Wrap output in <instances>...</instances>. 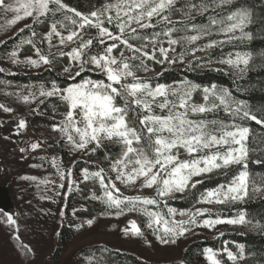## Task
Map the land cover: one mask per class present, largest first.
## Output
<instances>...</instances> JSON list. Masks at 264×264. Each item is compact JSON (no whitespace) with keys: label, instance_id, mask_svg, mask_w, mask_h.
Instances as JSON below:
<instances>
[{"label":"snow or ice","instance_id":"1","mask_svg":"<svg viewBox=\"0 0 264 264\" xmlns=\"http://www.w3.org/2000/svg\"><path fill=\"white\" fill-rule=\"evenodd\" d=\"M234 4L237 0H199V3L195 0H107L85 14L64 0H15V4L0 0V8L14 13L8 24L32 18L36 25L51 19L49 31L41 42L46 41L50 50L57 46L69 48L58 53H42L35 42L37 33L34 29L30 38L17 45V49L27 44L35 50L38 59L27 57L24 61L32 67L50 65V57L56 56L66 57L69 61L63 71L74 82L60 87L53 81L50 88L43 85L39 88V96L56 97L66 107L63 119L53 124L52 130L60 133L75 151L94 153L106 145H118L120 151L116 157L106 153V158L112 160L115 180L126 186L140 182L141 188L156 192V197L122 196L103 168L97 171L85 168L82 169L83 180L98 182L103 193L100 196L93 193L91 198L100 200L109 209H116V215L126 210L141 212L148 218L147 227L153 230L161 244H175L193 227L252 223L242 211L234 218H212L210 209L191 211L168 206L167 199L176 193H184L203 183L202 179L194 178L217 172L227 176L235 170L226 184L206 190L197 203L225 205L245 202L257 194L264 195V175L254 177L249 170L251 154L264 156V146L252 136L247 123L255 122L264 128V108H254L246 101L236 99L230 90L215 84L210 87L191 81L154 84L151 77L138 75L141 71H151L149 61L169 65L183 63L186 55L195 57L198 51L252 40V32L246 29L253 23V13L242 6L233 8ZM177 13L182 19L174 21L172 16ZM208 13L207 23L193 22L195 16ZM58 15L60 19H56ZM148 29L153 31L147 33ZM213 36L224 38L208 39L202 46H195L197 41ZM54 37L58 45L53 44ZM177 47L181 51L177 52ZM10 56L13 63L20 62L17 50ZM261 58L264 59V53ZM218 62L242 76L249 71L253 54L249 51L229 52ZM86 73H97L102 78L93 79ZM198 93L200 102L195 99ZM35 98V92L21 97L25 103ZM0 109L6 113L13 111L3 104ZM221 111L227 120L217 116ZM26 127V120L19 119L16 134ZM40 147L38 142L30 145L33 151ZM252 162L264 164V159L257 158ZM52 164L63 180L65 173L59 163L53 159ZM67 176L71 177V170ZM72 183L70 180L69 190ZM161 202L166 213L159 210ZM148 206H155L157 210ZM177 215L187 219L177 220ZM205 216L207 218L203 220L198 219ZM8 222L16 223L11 216H8ZM86 223L91 226L93 221L89 219ZM255 226L264 230V225L257 223ZM124 232L143 236L135 221H131L130 228ZM22 247L26 252L31 251L26 245ZM237 247L238 255L227 246L223 250L234 264L244 257V245ZM204 255L208 264H222L219 254L212 248H205Z\"/></svg>","mask_w":264,"mask_h":264},{"label":"rangeland","instance_id":"2","mask_svg":"<svg viewBox=\"0 0 264 264\" xmlns=\"http://www.w3.org/2000/svg\"><path fill=\"white\" fill-rule=\"evenodd\" d=\"M4 2L6 4H15V0H4ZM13 18L14 13L10 11L5 12L3 8H0V45L15 35L20 29L25 28L26 25L30 26L33 24L32 18H26L14 25L8 24V21ZM172 19L179 20L182 18L172 16ZM51 23L52 21L48 25L42 23L35 25L42 38L49 31V25ZM26 39L20 37L9 50L4 53L0 52V69H3L7 73L35 72L51 66L41 65L40 67H32L24 63L27 57L38 59L35 50L30 46L28 47L27 44H23L17 49L20 41ZM45 43L49 48L48 43L46 41ZM53 44L58 45V40L55 37L53 38ZM58 49H60L59 46L51 48V50ZM14 50L18 51L17 59L20 61L19 63H13L10 56ZM148 63L151 71L148 73L141 71L138 75L141 77H151L152 83L155 84L153 80L154 76L160 70L169 67V64H156L151 61ZM68 65L69 61L63 67L58 68V71L67 75L63 70ZM209 67L217 66L209 65ZM174 84L176 83L168 85ZM67 85L60 87H66ZM0 87L3 89L0 92V104L13 109L12 112L8 113L0 109V118H8L28 111L40 98L38 94L35 99H30V102L25 103L21 97L29 93L23 92L20 87L7 85L3 82H0ZM195 99L197 102L201 101L197 98ZM0 129L4 136L14 141L17 148L16 153L11 154L7 153V150L3 151L0 146V196L3 197V200L7 204L6 207L0 208V264H82L86 261V258L81 256L75 257V253L81 247L94 243H104L124 249L150 261L168 262L180 260L185 247L196 239H216L220 247L215 251L219 255H223L229 263L234 264L233 261L228 260L223 250L227 246L229 250L238 255V245L232 243L229 246L226 242L221 244L218 240L224 232L231 231L237 225L220 224L213 228L193 227L191 232L180 237L175 244H161L153 234V230L147 227L148 218L139 211L126 210L123 214L116 215L117 210L113 209L115 213L112 215H107L103 218H93L80 210L88 205L93 193L97 196L103 194L99 183L92 180H83L82 169L85 168H74L72 165L65 166L58 156L46 155L44 152H39L37 149L33 151L30 148L33 142H38L44 147L59 140L67 143L60 133L54 132L52 127L44 128L41 126H29L28 124L25 129L20 130L19 135L16 134L17 125H3ZM21 148H24L25 151L21 152ZM69 148L71 150V163L86 158V154H83L82 151H75L71 147ZM181 158L185 157L182 156ZM53 159L59 163L61 170L65 173L63 180L60 179L57 169L53 167ZM111 162V159L107 160L103 169L105 170L106 176L115 182L122 196L156 197L154 189L141 188L139 186L140 182H137L135 186H126L120 181H116V173L111 171ZM69 170H71V177L67 176ZM200 178L202 177L194 178V180ZM70 180L73 182L71 190H69ZM61 184L64 185L63 188L60 187ZM187 191L184 193H176L170 199H180ZM71 192H75L72 203L73 208L68 215H65V198ZM202 193L197 195V199L192 205L184 209H178L171 205L168 206L176 208L177 210L195 211L197 208L210 209L212 218L216 216L234 218L237 216L238 213L229 216L221 215L217 209L223 205L197 203ZM170 199H167V201ZM93 203L94 205H99L103 202L94 200ZM148 207L152 210H157L155 206ZM107 210L112 209L107 208ZM159 210L165 213L167 212V209L163 207V202H161ZM8 216H11L16 223L10 224L8 222ZM137 218L141 219L144 225V230L140 228L143 236H134L130 233L126 235L124 230L130 228L131 221H135L138 225ZM205 218L207 216L198 217L199 220ZM89 219L93 221L91 226L86 223ZM176 219H187V217L177 215ZM70 222H73L72 225L75 233L67 244L60 248L59 253L55 254L54 250L57 246L58 229L61 224H69ZM22 245H26L31 251L26 252Z\"/></svg>","mask_w":264,"mask_h":264},{"label":"trees","instance_id":"3","mask_svg":"<svg viewBox=\"0 0 264 264\" xmlns=\"http://www.w3.org/2000/svg\"><path fill=\"white\" fill-rule=\"evenodd\" d=\"M107 0H64V3L72 8H75L85 14L94 8H99ZM199 3V0H195ZM242 6L250 9L253 13V23L248 26L246 31H251L253 39L244 42H234L232 44H224L222 47H216L209 49L206 52H196L195 57L186 55L183 63H176L169 65L165 69L159 71L155 75L153 80L155 83L172 84L180 81H191L193 83L200 84L202 86L217 85L218 88H226L231 91L236 99L244 100L254 108H264V59L261 58V53H264V0H237V4L232 7ZM195 16L193 22L197 24L207 23V16ZM174 17L182 18L179 13L173 15ZM58 15L56 18H59ZM178 20V19H173ZM180 20V19H179ZM52 20L46 19L42 24L48 25ZM23 28L24 31H18L15 35L4 41L0 45V52L4 53L14 45L20 37L30 38L31 30H35L37 36L35 42L37 47L41 49V52L48 54L58 53L59 51H68L69 48H60L58 50H50L45 41L42 43L43 38L39 35L36 26ZM179 26V25H177ZM153 30H146L147 33H151ZM182 34V33H181ZM222 36L206 37L200 41H197L196 47L202 46L207 43L208 39H223ZM28 47L30 45H27ZM32 47V46H30ZM191 47V46H190ZM181 51V48L177 49ZM236 51H249L253 54V62L250 64L249 71L242 76L230 69L227 65L219 63L218 61L226 57L229 52ZM52 59L51 66L44 68L40 71H27L7 73L0 72V82L15 87H20L23 92L30 93L35 92L36 96L39 94V88L43 85L46 89L51 87V83L55 81L59 86H65L74 81H70L67 75L58 71V68L63 67L68 62L66 57L56 56ZM191 61V64L189 63ZM210 61V62H209ZM209 65H216L217 67H209ZM86 76H91L93 79L102 78L97 73H86ZM80 78L77 77V80ZM0 87V92L3 91ZM195 98L201 100L200 94H196ZM43 101V103H41ZM66 111L65 105L56 97L45 98L41 97L39 100L21 114L13 115L8 118H0L1 126H14L18 124L19 119L26 120L29 126H41L44 128L52 127L53 124L58 123L63 117V113ZM218 117L228 119L221 111L217 114ZM209 118H212L211 116ZM248 126L252 129V136L255 137L258 143L264 146V128H261L255 122H247ZM251 140V137H250ZM0 146L3 151L7 150V153L15 154L16 146L12 139L4 136L0 129ZM251 146V144H250ZM68 143L63 140L53 142L47 146H41L37 151L44 152L46 155L58 156L61 162L65 166L72 165L74 168H87L91 170H99L107 163L109 158H106V153H110L111 157L118 155L120 148L118 145H106L105 148L99 149L96 152H83L86 154V158L83 160H77L71 163V150ZM257 158L264 159L258 153L251 154L249 162L250 173L255 177L256 174L264 175V164L253 163L252 160ZM229 172L227 176L222 173H212L203 176V183L198 184L196 188L189 189L187 193L180 199H170L167 201L168 205L174 206L178 209H184L192 205L197 199V195L205 192L208 189H214L219 184H226L231 176L234 174ZM75 192L69 193L65 198L64 212L68 215L72 210V203L74 201ZM88 205L81 212L92 216L93 218H103L107 215H112L115 211L107 210V206L102 203L94 205V200L89 199ZM217 211L223 216L233 215L235 213L244 212L246 218L252 221L251 224L237 225L231 231H226L222 234L220 243L226 242L230 244L244 245V257L238 259L235 264H264V230L255 225L259 223L264 225V195L257 194L256 196L247 199L245 202H237L233 204H226L218 207ZM61 224L57 233V246L54 250L55 254L59 253L62 246L73 237L75 229L72 225ZM139 227L144 230V225L141 219L137 218ZM220 246L216 239H196L190 242L184 249L180 260H172L168 262H154L144 259L130 251L116 248L104 243L88 244L81 247L76 253L75 257H84L86 261L82 264H208L203 252L205 248H212L217 250ZM219 259L223 264H231L222 255H219Z\"/></svg>","mask_w":264,"mask_h":264},{"label":"water","instance_id":"4","mask_svg":"<svg viewBox=\"0 0 264 264\" xmlns=\"http://www.w3.org/2000/svg\"><path fill=\"white\" fill-rule=\"evenodd\" d=\"M7 204L5 203V201L3 200V197L0 196V208H4L6 207Z\"/></svg>","mask_w":264,"mask_h":264}]
</instances>
